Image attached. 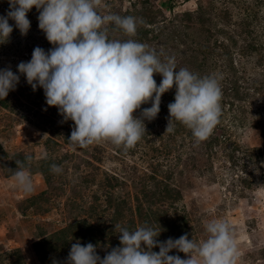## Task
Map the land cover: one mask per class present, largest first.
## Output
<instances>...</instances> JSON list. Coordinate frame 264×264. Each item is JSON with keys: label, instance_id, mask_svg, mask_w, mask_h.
Segmentation results:
<instances>
[{"label": "rangeland", "instance_id": "obj_1", "mask_svg": "<svg viewBox=\"0 0 264 264\" xmlns=\"http://www.w3.org/2000/svg\"><path fill=\"white\" fill-rule=\"evenodd\" d=\"M8 10V0H0V16ZM98 11L142 18L132 39L162 61L174 57L177 70L215 75L223 93L219 123L199 144L178 122L165 134L173 86L134 148L73 150L74 123L17 71L35 47H53L38 27L39 12L27 14L26 35L9 20L0 69L10 67L20 80L0 100V264H63L76 242L92 243L103 258L120 246V227L161 228L160 242L186 233L200 242L214 219L231 227L236 264H264V0H101ZM109 36L129 38L111 29ZM153 78L159 86L162 76ZM18 160L31 174L29 193L12 178ZM53 164L62 172L51 171Z\"/></svg>", "mask_w": 264, "mask_h": 264}, {"label": "clouds", "instance_id": "obj_2", "mask_svg": "<svg viewBox=\"0 0 264 264\" xmlns=\"http://www.w3.org/2000/svg\"><path fill=\"white\" fill-rule=\"evenodd\" d=\"M9 10L0 16V41L7 42L13 27L22 35L30 29L27 14L39 12L38 27L53 46L47 52L37 46L28 62L17 71L33 91L44 90L46 104L56 107L63 121L74 127L68 143L73 150L110 143L132 149L146 133L144 121L154 120L161 97L175 86L174 102L168 105L166 133L178 122L191 130L196 144L209 138L222 114V89L215 75L199 76L187 68L176 69L174 57L161 60L147 44L132 39L142 18L103 14L101 0H8ZM110 29L128 39H113ZM4 42V43H5ZM154 74L162 76L157 86ZM20 75L10 67L0 69V100L15 90ZM151 102L139 117L134 113ZM27 160H31L28 157ZM13 180L24 193L33 190L28 168L16 161ZM51 171L62 168L53 164ZM119 227V226H117ZM162 229L143 225L135 230L119 228L120 246L101 258L92 243H73L63 264H236L238 246L230 225L219 219L206 222L207 236L197 242L188 234L160 242ZM159 248V252L153 251ZM176 250L184 253L169 255ZM53 264H60L54 261Z\"/></svg>", "mask_w": 264, "mask_h": 264}, {"label": "trees", "instance_id": "obj_3", "mask_svg": "<svg viewBox=\"0 0 264 264\" xmlns=\"http://www.w3.org/2000/svg\"><path fill=\"white\" fill-rule=\"evenodd\" d=\"M218 141H219V139H218Z\"/></svg>", "mask_w": 264, "mask_h": 264}]
</instances>
